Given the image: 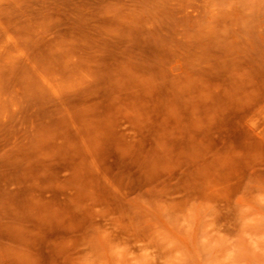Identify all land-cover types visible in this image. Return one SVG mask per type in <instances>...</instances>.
Segmentation results:
<instances>
[{
    "label": "rangeland",
    "instance_id": "374dc122",
    "mask_svg": "<svg viewBox=\"0 0 264 264\" xmlns=\"http://www.w3.org/2000/svg\"><path fill=\"white\" fill-rule=\"evenodd\" d=\"M0 264H264V0H0Z\"/></svg>",
    "mask_w": 264,
    "mask_h": 264
},
{
    "label": "bare ground",
    "instance_id": "6f19581e",
    "mask_svg": "<svg viewBox=\"0 0 264 264\" xmlns=\"http://www.w3.org/2000/svg\"><path fill=\"white\" fill-rule=\"evenodd\" d=\"M10 43V42H9Z\"/></svg>",
    "mask_w": 264,
    "mask_h": 264
}]
</instances>
